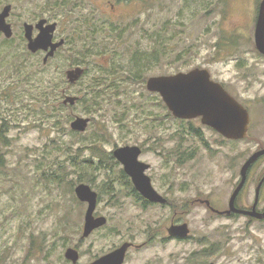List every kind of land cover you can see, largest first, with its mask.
Here are the masks:
<instances>
[{"label": "rangeland", "instance_id": "rangeland-1", "mask_svg": "<svg viewBox=\"0 0 264 264\" xmlns=\"http://www.w3.org/2000/svg\"><path fill=\"white\" fill-rule=\"evenodd\" d=\"M9 3L15 13L13 38L0 33V130L7 120V139L0 142V264H72L65 253L77 245L83 264L129 237L147 244L130 257L131 264H264V220L216 212L229 209L243 164L264 148V56L255 44L257 12L253 14L260 0L122 5L118 30L123 34L105 40V50L108 32L79 36L72 30L79 23L74 21L69 29V18L64 17L60 31L69 42L46 64L44 54L27 53L21 0H0V11ZM102 7L111 14L109 5ZM155 36L161 40L150 38ZM150 46V52L158 48L160 57L146 71V81H120L126 77L123 64L136 48ZM87 49L92 53L86 63L73 64ZM37 61L42 64L34 67ZM76 66L88 71L71 83L66 72ZM113 67H118V80L112 78L115 87L106 88L95 114L88 112L90 101L63 103L67 95L86 97L92 78L104 74L108 79ZM194 68L208 69L212 79L248 109L245 138L227 140L200 118L181 122L160 95L147 90L150 76ZM44 78L51 86L49 107L41 95ZM76 116L91 118L85 132L71 128ZM121 116L123 120L117 121ZM126 145L142 148L140 160L151 165L147 174L171 206L143 207L130 192L128 180L119 178L123 167L113 151ZM186 154L193 158L180 163ZM257 163L241 201L254 202L257 183L264 176V160ZM51 174H60V179H51ZM80 183L99 194L96 215L108 219L84 241L88 205L75 193ZM262 194L264 203V190ZM175 220L189 225L188 239L169 237L167 228Z\"/></svg>", "mask_w": 264, "mask_h": 264}, {"label": "water", "instance_id": "water-1", "mask_svg": "<svg viewBox=\"0 0 264 264\" xmlns=\"http://www.w3.org/2000/svg\"><path fill=\"white\" fill-rule=\"evenodd\" d=\"M12 10V5L8 4L0 11V32L7 38L14 34L13 27L8 21ZM45 21H41L38 26L41 32L37 37L32 36V25L26 24V38L28 49L32 52L45 50L44 63L54 56L56 50L64 44L65 40L53 41L56 24H49L43 27ZM255 44L258 51L264 55V0H261L255 26ZM85 72V68L76 66L67 70L66 74L71 83L77 82ZM147 90L158 93L170 112L179 119L201 118V122L213 128L227 139L240 140L247 136L250 123L248 109L237 100L220 83L212 79L208 69L194 68L188 72H179L172 75L150 76L146 82ZM79 100L78 96L67 95L63 103L74 105ZM91 122L90 117L76 116L71 121V128L74 131L85 132ZM142 148L138 145H126L117 147L113 151V156L124 166L125 172L131 176L136 188L149 201L154 203L166 204L167 199L160 194L153 186L151 177L146 171L151 167L150 164L140 160ZM264 156V148L254 152L243 164L241 168V182L231 195L229 209L217 211L219 214H243L256 219H264V211L257 210L260 189L264 183V177L256 188V201L250 210L236 207V199L244 187L248 178V173L253 164ZM75 193L81 202L87 203L85 221L82 237H88L92 232L107 224L106 216H96L95 211L98 204V193L89 184L80 183L75 187ZM169 232L172 236L181 238L188 237L190 227L187 223L171 226ZM127 245L102 257L100 261L108 264H120L124 258ZM67 259L77 262L79 252L70 247L66 250ZM209 264H215L211 262Z\"/></svg>", "mask_w": 264, "mask_h": 264}, {"label": "flooded vegetation", "instance_id": "flooded-vegetation-1", "mask_svg": "<svg viewBox=\"0 0 264 264\" xmlns=\"http://www.w3.org/2000/svg\"><path fill=\"white\" fill-rule=\"evenodd\" d=\"M150 1L151 0H21L23 12L19 13V15H20L21 19L24 18V21L22 23V32H23L24 41H25V44L27 47V53H29L31 56L44 54V57H45V55L47 54V51L38 50L37 52H32L28 49V40L26 38V30H25L26 24L32 25V36L33 37H37L40 34L41 28L38 26V24L41 21H45L43 24V27H46L49 24H54V23L56 24V29L54 31L53 41L57 42L61 39H64L65 42L63 45H61L56 50L54 56L50 57L47 60L46 63H48L50 61V59L54 58L57 55V53L60 50H62L66 46V44H68V42H69V40L67 38L68 37L67 34H63L60 31V29L63 25L60 21L64 17H67L70 19V20L68 19V21H67V23L70 22V24H69L70 28L68 27L69 29H71L75 25V22L79 23V26L72 29V30L76 31V33H78L79 36H82V34H86V36H92V35L98 36L101 34H105V32L107 34L108 31L109 32L111 31V28L112 29H114V28L119 29L121 27L118 24V18H120L119 17L120 16V8L122 5H129V4H133V3L138 4L139 2L146 3V2H150ZM260 2H261V0H260ZM9 4H11V3H9ZM107 5H109V8L111 10V14L103 11V9H102V8H104L102 6H107ZM258 8H259V6H258ZM258 8H257V11H256V9L253 11V14H256V12H257L256 16H258ZM14 14L15 13H13V8H12L10 15L8 17V21L11 23L12 27H13V24L11 22V17ZM256 20H257V18H256ZM120 31H122V30H118V32H120ZM64 36H66V37H64ZM44 57H43V61H44ZM200 120H201V118H200ZM217 133H219V132H217ZM224 138H226V137H224ZM227 140H231V139H227ZM260 160L261 161L264 160V156H262L257 162H259ZM257 162L254 163V165L250 168L246 183H245L244 187L242 188V190L240 191V193L236 199V207H238V208L250 210L254 206V203L256 201V190H255V199H254L253 203H250L247 201H241V197H242L243 192L248 188V185L250 182V172L253 169V167L256 164H258ZM145 163H147V162H145ZM120 164L122 165V163H120ZM122 167H123L122 170L124 171L125 175L128 176L129 180H130V182H129V185L131 187L130 192L132 194H134L137 198H139L143 201V203H142L143 207H147L148 205H153V204L163 205V206H168V207L171 206L172 201L169 200L166 195L162 194L157 189L156 190L168 200L167 203L161 204V203H154V202L149 201L146 197H144L140 193V191H138L134 182L132 181L131 176H129L125 172L123 165H122ZM147 171H146V174H147ZM262 178L260 177V180L258 181L257 186L260 183V181L262 180ZM151 180H152V178H151ZM240 182H241V179L235 185L233 193H234L235 189L237 188V186L239 185ZM152 183H153V181H152ZM153 186H154V184H153ZM257 186H256V188H257ZM263 190H264V183L260 189V194L258 197V204H257V210L258 211H264L263 194H262ZM98 201H99V194H98ZM232 214H235V213H230L227 215H232ZM95 215H96V211H95ZM239 215L244 216L243 214H239ZM96 216H99V215H96ZM246 217H249V218H252L255 220H260V219H256L254 217H250L247 215H246ZM263 220L264 219H262L260 221H263ZM184 223H186V222H179L176 220L171 222L169 228H167L168 235L171 239L183 240V239H188L190 237L191 230H190L189 236L185 237V238H181L178 236H172L169 232V229L171 226H177V225H181ZM107 224H108V222H107ZM106 225H104L103 227H105ZM103 227H100V228L94 230L93 232H95V231H97ZM86 239H89V236L88 237H81V240H83V241ZM124 245H127V248H126V251L124 254V258L120 264H131L130 257L133 256V254L137 253L139 250H141L147 246L146 242L145 243H137L136 239H134L133 237L120 238L117 243H115L114 245H112L108 248L105 247L102 250V252L93 255L89 260H87L83 264H96V262L100 261V259L102 257L112 253L113 251L121 248ZM73 248L78 250L79 259L77 262H73L71 260H68V261L71 262L72 264H79L81 257H82V251H81L79 245H77ZM98 264H108V263L105 261H101Z\"/></svg>", "mask_w": 264, "mask_h": 264}, {"label": "trees", "instance_id": "trees-1", "mask_svg": "<svg viewBox=\"0 0 264 264\" xmlns=\"http://www.w3.org/2000/svg\"><path fill=\"white\" fill-rule=\"evenodd\" d=\"M108 34H109L108 36H104V42H103V44H104L103 48L104 49L101 48V45L100 46L91 45V46H93L94 48H98L99 50H101V49L105 50L106 47H108V44L105 42V40L111 38L112 36L116 37V38H120L123 33H122V31L118 32L117 28L116 29L111 28V31L110 32L108 31ZM150 38L155 39L156 42H158L159 39L161 40V36H155V37H150ZM10 41H11V39L6 40V42H10ZM86 47L89 48L90 46L86 44ZM150 49H151V46L150 47H144V48H142V47L136 48V50L132 53V56L129 58V61H127L126 64H123V65H125L123 68V72L125 73L126 77L122 78V80H120V81H123V83L131 81V82H139L142 84L146 81V78H147L146 71H148L155 64V62H158V59L160 57L159 56L160 55L159 50L157 47L154 50V52H150ZM86 51H88V49ZM86 51L81 52L82 57L77 56L76 59H73V64L83 65L84 63H86V57H88L92 53L90 51H88V52H86ZM34 64H35L34 67L35 66L38 67L39 64H42V63L41 62L39 63L37 61ZM43 67H46V66L43 65ZM87 71L88 70H85L84 75L87 74ZM102 71H103V69L100 68V72H102ZM117 73H118V67L117 68L113 67L110 71L107 72L108 79H106V78L104 79V77H103L104 74L101 77H99V76L93 77L91 83L89 84V90H90V93L88 94L89 96L87 95L84 98L79 97V100L76 103L81 102V101L83 102L85 100L90 101L92 107L88 108V112L90 114H95V112H97L99 109L98 107L101 106V103L105 98V95H103V94L105 92H107L108 89H106V88L115 87L114 83H116V81H113L112 78H117V80H118ZM42 83H43V87H42L43 91H42L41 95H42V99L44 102V106L49 107V103H48L47 99L50 98L49 91H48L49 88H51V86H49L50 82H46V78H44ZM101 84L105 85L106 87L102 88ZM154 94H157V93H154ZM163 102L161 101L162 104H163ZM134 107H135V105L132 106V108H134ZM122 115L126 117L127 109H124V112ZM71 119L72 118L70 117L69 120H71ZM122 120H123L122 116L117 117V121L121 122ZM179 120H181V122L184 121L183 119H179ZM6 123H7V120L3 119V123L1 126L2 128L0 130V142L5 141L7 139V136L6 135L4 136V134H6V132H5V129L7 127ZM103 138L104 137H102L101 139H103ZM181 148H182V146H181ZM100 150L101 149H97L96 153H99V156L100 155L104 156L103 150L102 151H100ZM186 156H187L186 160L183 162H180V163H184L188 159L193 158V156L189 158L188 154H186ZM1 162H2V160H0V164H2ZM55 178L60 179V174L57 177L55 176V174H51V179L54 180ZM119 178H121L123 180L127 179L128 182H130L129 177L125 175L123 170H121V174L119 175Z\"/></svg>", "mask_w": 264, "mask_h": 264}]
</instances>
